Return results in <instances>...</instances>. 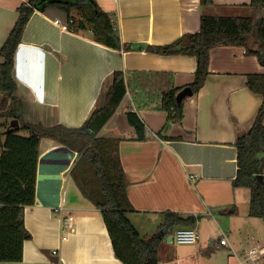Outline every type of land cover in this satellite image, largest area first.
<instances>
[{"label": "crops", "instance_id": "1", "mask_svg": "<svg viewBox=\"0 0 264 264\" xmlns=\"http://www.w3.org/2000/svg\"><path fill=\"white\" fill-rule=\"evenodd\" d=\"M94 1L110 15L121 42L131 45L170 44L198 32L202 15L264 17V9L252 8L250 0H211L210 5L201 0ZM26 2L0 0V48ZM56 20L64 24L67 14L56 7L36 10L15 52L13 78L19 112L27 124L81 126L103 105L114 71L128 78L137 72L169 73L175 88L188 87L194 79V57L113 50L95 42L88 30H62ZM208 70L199 92L186 101L180 124L163 130L167 113L156 109L158 98H138L139 90L130 85L99 132L100 137L119 139L118 158L133 208L128 218L142 237L161 236L160 264H231L232 257L243 264L246 248H264L254 241L252 219L258 218L249 216V189L232 186L238 168L236 138L252 126L262 101L247 88L246 77L263 74L264 66L241 47L217 46L210 51ZM129 111L144 123V141L136 140ZM77 159L64 145L41 139L35 202L24 209L31 239L23 244L21 261L0 264H123L114 256L100 210L72 191L67 198ZM171 213L198 218L193 228L197 241L179 244L190 247L187 255H178L175 243L168 241L180 228L165 235V215ZM66 215L72 216L74 231L62 238ZM223 238L227 245H220ZM221 251L228 259L216 253Z\"/></svg>", "mask_w": 264, "mask_h": 264}, {"label": "trees", "instance_id": "2", "mask_svg": "<svg viewBox=\"0 0 264 264\" xmlns=\"http://www.w3.org/2000/svg\"><path fill=\"white\" fill-rule=\"evenodd\" d=\"M201 3L210 5L212 1L201 0ZM250 6L264 9V0H250ZM51 7L67 14L69 31L88 30L95 42L107 48L194 57V79L188 85L192 95L199 92L209 75L210 51L217 46L241 47L245 54L257 57L259 64L264 66V17L202 15L198 32L184 34L170 44L131 45L121 42L110 15L103 12L94 0H28L18 8L17 20L0 48L3 60L0 64V94L10 100V120L18 121V131L27 132V136L18 135V131L6 134L9 125L0 122V262L21 261L23 244L31 239L24 224V209L34 205L39 144L41 139L48 138L78 155L69 175L82 196L100 210L114 256L123 264H160L158 254L162 238L158 234L142 237L128 218L133 208L126 195L127 182L118 158L119 139L100 137L99 132L117 111L127 86L134 85L139 90L134 94L138 98L152 95L158 98L156 109L167 113L163 130L170 124L181 123L189 97L176 102L177 94L184 88H175L169 73L137 72L128 78L121 71H114L103 105L95 108L81 126L69 128L61 124L25 123L19 112L17 85L13 78L14 56L33 13ZM74 10L78 11L77 18L72 15ZM246 86L262 101L252 126L236 138L238 168L232 186L249 189V216L264 222V73L247 75ZM127 120L135 131L136 140L144 141L146 128L137 113L127 112ZM258 175L263 176V183L257 179ZM197 220L192 215L166 214L165 235L174 229L194 228ZM54 262L61 264L59 260Z\"/></svg>", "mask_w": 264, "mask_h": 264}, {"label": "rangeland", "instance_id": "3", "mask_svg": "<svg viewBox=\"0 0 264 264\" xmlns=\"http://www.w3.org/2000/svg\"><path fill=\"white\" fill-rule=\"evenodd\" d=\"M74 1V0H72ZM73 15L77 18L79 16L78 11H74ZM10 100L7 99L3 94H0V122L1 123H6L9 125L10 123ZM18 135L21 136H27V132L25 131H18ZM71 178V177H70ZM72 192H74L77 196L80 195L81 200H85V198L82 196V194L79 192L78 188L76 187L74 180L71 178L69 179V183L67 184V198L70 199V196L72 195ZM87 201V199L85 200ZM255 222L254 226V241H257L259 245H264V222L261 219H252ZM174 235V234H173ZM166 240V238L164 239ZM174 248H176L177 254L179 255H187L190 252V247H185V246H180L179 244L175 243L173 245ZM250 249V247L246 248V251ZM223 253H218L219 255L223 254V260L226 258L228 259L226 255V251H221ZM246 253V252H245ZM245 253H244V259H243V264H251V262H248L245 260ZM233 258V257H232ZM230 259L231 264H237L236 259ZM260 258V256L258 257ZM223 262V261H222ZM259 264H264V259L260 260L259 259Z\"/></svg>", "mask_w": 264, "mask_h": 264}, {"label": "built area", "instance_id": "4", "mask_svg": "<svg viewBox=\"0 0 264 264\" xmlns=\"http://www.w3.org/2000/svg\"><path fill=\"white\" fill-rule=\"evenodd\" d=\"M55 24L59 26L62 30H67L66 22L61 24L58 20L55 21ZM62 228V238H65L69 232H73V218L72 216L66 215L61 220ZM198 234L193 228H184L177 230L174 235L171 237V242L177 244H193L197 241ZM220 245H227V240L225 238L220 240ZM52 254L55 255L56 251H52ZM264 255V248L257 250L256 247H251L245 253V260L251 262V264H259V256Z\"/></svg>", "mask_w": 264, "mask_h": 264}, {"label": "water", "instance_id": "5", "mask_svg": "<svg viewBox=\"0 0 264 264\" xmlns=\"http://www.w3.org/2000/svg\"><path fill=\"white\" fill-rule=\"evenodd\" d=\"M192 96V91L190 88H184L183 90H181L177 96H176V102L179 103L180 101H182L185 97H191ZM20 128V125L18 123V121L16 119H13L10 121L9 126L7 128V130L5 131L6 134L8 133H12V132H16L18 131ZM257 179L259 180L260 183H263V176L262 175H258ZM264 184V183H263ZM161 237V236H159ZM168 241H171V238H168Z\"/></svg>", "mask_w": 264, "mask_h": 264}]
</instances>
